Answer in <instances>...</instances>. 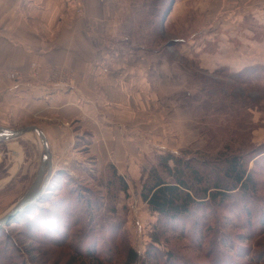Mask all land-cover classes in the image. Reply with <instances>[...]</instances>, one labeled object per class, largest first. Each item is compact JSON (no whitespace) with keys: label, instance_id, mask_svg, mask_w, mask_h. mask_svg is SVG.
Wrapping results in <instances>:
<instances>
[{"label":"rangeland","instance_id":"rangeland-1","mask_svg":"<svg viewBox=\"0 0 264 264\" xmlns=\"http://www.w3.org/2000/svg\"><path fill=\"white\" fill-rule=\"evenodd\" d=\"M81 1L67 0L78 18L85 17ZM234 1H109V17L100 22L99 40L101 52L114 55L110 70L104 68L106 75L116 72L111 77L113 87L103 99L109 107L104 111L116 120L104 123L120 130L123 149L131 142L140 146V166L133 174H118L127 184L125 191L119 185L106 191L113 166L98 163L101 150L99 160L94 157L95 126L70 125L72 146L66 148L64 136L63 142L52 144L55 154L59 146L62 150L54 158L52 177L65 169L64 184L57 187L52 181L49 187L51 177L36 204L56 233L47 237L41 222L31 218L34 207L26 209L0 228V264H123L129 250L144 260L157 223V214L140 196L146 170L166 153L190 157L189 152L199 151L214 158L225 151L226 143L235 147L243 141L250 149L247 168L255 172L254 195L233 192L224 206H212L209 220L201 225V230L206 229L201 242L192 232L191 219L180 231L166 232L167 241L153 243L160 259L151 263L165 264L167 256L183 264H214L216 258L222 264H264V65L244 68L248 72L241 77L243 84L226 77L244 70L235 71L220 58L226 55L220 34L234 21L228 16ZM15 72L9 73L11 85L19 81L22 89L12 94L21 100L25 114L22 100L30 93L33 97L38 85L20 72L11 77ZM1 99L2 94L0 109ZM8 110H0V126L37 125L38 119L28 120L25 115L17 120ZM22 137L0 142V217L29 188L41 159L35 134ZM14 145L17 157L11 152ZM15 170L18 173L10 175Z\"/></svg>","mask_w":264,"mask_h":264},{"label":"crops","instance_id":"crops-1","mask_svg":"<svg viewBox=\"0 0 264 264\" xmlns=\"http://www.w3.org/2000/svg\"><path fill=\"white\" fill-rule=\"evenodd\" d=\"M109 1L82 0L85 17L78 18L69 9L67 0H0V110L5 112L10 108L12 111L8 112L17 120L25 115L28 120L38 119L34 125L47 139L52 163L57 154L62 155L60 146L55 154L54 141L59 144L64 136L67 149L73 144L68 139L70 125H93L96 128L94 157L99 160L100 150L103 154L98 163L113 166L119 175L133 174L140 164L137 161V155L142 154L137 153L140 146L131 142L127 150L123 149L120 130L116 125L113 128L112 124L108 127L104 123L116 120L112 113L104 111L108 112L109 107L103 99L113 87L111 77L116 72L111 71L108 76L104 68L110 70L114 55L102 53L99 40L100 22L109 17ZM231 7L234 10L228 16L234 21L222 27L224 33L220 34L225 38L226 52L220 57L222 64L235 71L264 65V0H235ZM11 71L30 77L38 85L33 97L30 93L26 101L22 100L26 104L25 114L19 107L21 100L12 94L21 87L19 81H12L11 85ZM13 150L17 157L15 145ZM63 173L68 171L63 169Z\"/></svg>","mask_w":264,"mask_h":264},{"label":"trees","instance_id":"trees-1","mask_svg":"<svg viewBox=\"0 0 264 264\" xmlns=\"http://www.w3.org/2000/svg\"><path fill=\"white\" fill-rule=\"evenodd\" d=\"M247 72L248 69H244L238 74L233 73L226 77L233 80L238 78L235 81L243 84L246 81H242L244 79L241 77ZM247 143L239 142L235 147H230L233 144L226 143L225 151L218 152L214 158L203 155L199 151L189 152L190 157L169 153L158 156L157 164L146 170L140 192L141 200L146 203L151 212L157 214V223L151 234V244L148 246L144 260H140L135 251L129 250L123 264H152L151 260L160 259L156 255L153 243H160L162 239L167 241L166 232L180 231L181 228H184L186 220L189 219H191L192 232L199 235L198 242H201L203 231L206 230H201V225L204 227L205 220H209L210 215H207V211H210L212 206L213 208L224 206L233 192L241 197L254 195L257 184L253 179L255 172L247 168L245 158L250 150ZM224 152L227 153L224 154ZM111 170L112 172L105 183L106 191L115 189L116 185L125 191L127 186L125 180L116 173L113 167ZM52 181L57 182L55 186L59 187L64 184L65 177L63 173L52 177L49 187ZM236 198L230 200V203L233 204ZM41 199L26 211L34 207L35 212L31 213V218L39 220L40 224L44 226L41 230L51 238V234L56 233L53 231L54 228H51L53 223L50 218L46 219L42 215L41 207H36ZM26 211H23L19 216ZM58 216L59 214L56 217ZM49 222H51V226ZM166 259L165 264H183V262L178 263L179 261L168 259L167 256ZM219 261L216 258L214 264H222ZM95 263L101 264L100 262Z\"/></svg>","mask_w":264,"mask_h":264},{"label":"water","instance_id":"water-1","mask_svg":"<svg viewBox=\"0 0 264 264\" xmlns=\"http://www.w3.org/2000/svg\"><path fill=\"white\" fill-rule=\"evenodd\" d=\"M26 133H33L38 137L42 148L41 159L36 175L29 188L20 199H18L8 211L0 217V228L4 227L7 223L32 206L46 191L49 180L53 175V163L47 139L41 129L36 125H28L17 129L0 126V142L20 138Z\"/></svg>","mask_w":264,"mask_h":264},{"label":"bare ground","instance_id":"bare-ground-1","mask_svg":"<svg viewBox=\"0 0 264 264\" xmlns=\"http://www.w3.org/2000/svg\"><path fill=\"white\" fill-rule=\"evenodd\" d=\"M29 135H33V134H32V133H26V134H24L23 136H29ZM35 136H36V135H35ZM22 138H24V137H22ZM11 140H14V139H11ZM35 140H36V142H38V143L40 142L37 136L35 137ZM8 141H9V140H8ZM39 145H41V144H39Z\"/></svg>","mask_w":264,"mask_h":264},{"label":"built area","instance_id":"built-area-1","mask_svg":"<svg viewBox=\"0 0 264 264\" xmlns=\"http://www.w3.org/2000/svg\"><path fill=\"white\" fill-rule=\"evenodd\" d=\"M14 76H15V78L18 77V73L15 72V74H12V75H11V77H14ZM11 152L13 153V152H15V151H11Z\"/></svg>","mask_w":264,"mask_h":264}]
</instances>
